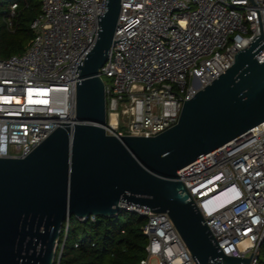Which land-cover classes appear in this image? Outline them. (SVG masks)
I'll return each instance as SVG.
<instances>
[{"label": "built area", "instance_id": "obj_1", "mask_svg": "<svg viewBox=\"0 0 264 264\" xmlns=\"http://www.w3.org/2000/svg\"><path fill=\"white\" fill-rule=\"evenodd\" d=\"M106 8L107 0H41L30 26L31 45L0 59V158L26 157L73 120L78 67L97 39ZM16 9L12 3L4 19L8 30ZM258 35L264 38V0H121L114 43L99 71L106 134L151 138L174 127L184 102L225 73ZM255 59L263 63L264 50ZM177 176L200 201L222 253L244 259L252 254L249 264H258L264 243V123ZM121 208L145 219L148 243L140 264H196L166 214ZM60 256L61 250L54 264Z\"/></svg>", "mask_w": 264, "mask_h": 264}, {"label": "water", "instance_id": "obj_2", "mask_svg": "<svg viewBox=\"0 0 264 264\" xmlns=\"http://www.w3.org/2000/svg\"><path fill=\"white\" fill-rule=\"evenodd\" d=\"M121 0H107L78 67L74 118L24 158H0V264H54L63 223L118 217L121 205L166 214L196 264H249L220 250L177 172L264 123V38L185 101L177 124L151 138L106 134L104 85ZM59 259V258H58Z\"/></svg>", "mask_w": 264, "mask_h": 264}, {"label": "trees", "instance_id": "obj_3", "mask_svg": "<svg viewBox=\"0 0 264 264\" xmlns=\"http://www.w3.org/2000/svg\"><path fill=\"white\" fill-rule=\"evenodd\" d=\"M12 3L17 9L8 30L4 19ZM40 12L41 0H0V59L21 55L31 45L30 26ZM144 226V218L125 211L118 217H96L94 221L71 217L63 223L60 234L56 251L57 256L61 250L59 264H140L148 243ZM258 264H264V243Z\"/></svg>", "mask_w": 264, "mask_h": 264}, {"label": "clouds", "instance_id": "obj_4", "mask_svg": "<svg viewBox=\"0 0 264 264\" xmlns=\"http://www.w3.org/2000/svg\"><path fill=\"white\" fill-rule=\"evenodd\" d=\"M218 181H219V179L213 181V182L210 183L209 185H211V184H213V183H218ZM216 190H217V188L214 189V191H216ZM194 202H195L197 208L199 209V211L201 212V214H203V212H202L203 210H202V206H201V204H200V201H194Z\"/></svg>", "mask_w": 264, "mask_h": 264}, {"label": "rangeland", "instance_id": "obj_5", "mask_svg": "<svg viewBox=\"0 0 264 264\" xmlns=\"http://www.w3.org/2000/svg\"><path fill=\"white\" fill-rule=\"evenodd\" d=\"M3 19L4 18H2V21H3ZM125 131H126V128L125 127H121L120 128V132L125 133ZM149 264H157V262H156L155 259H150Z\"/></svg>", "mask_w": 264, "mask_h": 264}, {"label": "crops", "instance_id": "obj_6", "mask_svg": "<svg viewBox=\"0 0 264 264\" xmlns=\"http://www.w3.org/2000/svg\"><path fill=\"white\" fill-rule=\"evenodd\" d=\"M221 197H223V196H221ZM221 197H219V199H220Z\"/></svg>", "mask_w": 264, "mask_h": 264}]
</instances>
